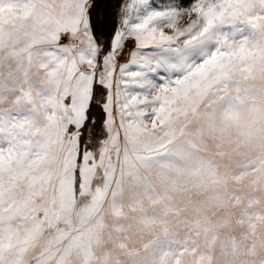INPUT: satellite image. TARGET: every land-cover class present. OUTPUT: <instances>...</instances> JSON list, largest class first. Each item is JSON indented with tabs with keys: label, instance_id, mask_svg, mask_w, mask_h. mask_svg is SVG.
Listing matches in <instances>:
<instances>
[{
	"label": "snow or ice",
	"instance_id": "snow-or-ice-1",
	"mask_svg": "<svg viewBox=\"0 0 264 264\" xmlns=\"http://www.w3.org/2000/svg\"><path fill=\"white\" fill-rule=\"evenodd\" d=\"M189 187L243 250L198 211L130 264H264V0H0V264H100L77 213Z\"/></svg>",
	"mask_w": 264,
	"mask_h": 264
},
{
	"label": "rangeland",
	"instance_id": "rangeland-1",
	"mask_svg": "<svg viewBox=\"0 0 264 264\" xmlns=\"http://www.w3.org/2000/svg\"><path fill=\"white\" fill-rule=\"evenodd\" d=\"M237 190L243 192L246 187L240 184L237 185ZM211 195V190L189 187L171 193V199L167 201L145 198L134 203L123 200L113 206L109 200L100 209L98 216L88 217L83 224L79 213L73 219L84 232L91 228L97 233L96 239L92 241V248L100 264H130V254L143 250L161 232L160 221L166 222L171 231L185 236L192 233V225L198 218V211L202 212L200 218L206 217L214 223L227 217L226 226L218 229L214 246L204 236L192 235V239L197 241L198 253H214L217 261H222L226 251L225 244L230 245L235 241L243 250L246 225L237 220L242 214L243 206L235 204L230 209L218 207ZM261 199L264 200V196ZM256 231L257 235L264 238V223L258 221ZM118 241H123V245ZM192 255L185 258V264H191Z\"/></svg>",
	"mask_w": 264,
	"mask_h": 264
}]
</instances>
